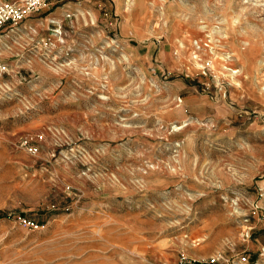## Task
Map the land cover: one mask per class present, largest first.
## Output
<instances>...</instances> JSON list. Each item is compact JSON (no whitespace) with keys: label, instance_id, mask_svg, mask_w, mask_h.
Here are the masks:
<instances>
[{"label":"rangeland","instance_id":"rangeland-1","mask_svg":"<svg viewBox=\"0 0 264 264\" xmlns=\"http://www.w3.org/2000/svg\"><path fill=\"white\" fill-rule=\"evenodd\" d=\"M217 253L264 264V0H53L0 29V262Z\"/></svg>","mask_w":264,"mask_h":264},{"label":"built area","instance_id":"built-area-1","mask_svg":"<svg viewBox=\"0 0 264 264\" xmlns=\"http://www.w3.org/2000/svg\"><path fill=\"white\" fill-rule=\"evenodd\" d=\"M53 0H17L0 3V29L9 25H17L31 14L38 12L42 7ZM245 235H247L245 233ZM247 256H225L217 253L203 259H193L181 256L177 264H246ZM0 264H2L0 262Z\"/></svg>","mask_w":264,"mask_h":264},{"label":"bare ground","instance_id":"bare-ground-1","mask_svg":"<svg viewBox=\"0 0 264 264\" xmlns=\"http://www.w3.org/2000/svg\"><path fill=\"white\" fill-rule=\"evenodd\" d=\"M3 264V263H2Z\"/></svg>","mask_w":264,"mask_h":264}]
</instances>
